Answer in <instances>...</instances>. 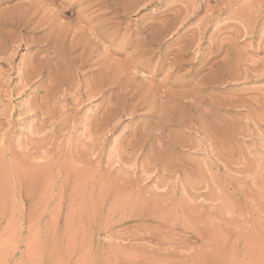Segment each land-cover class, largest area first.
<instances>
[{
  "label": "rangeland",
  "instance_id": "1",
  "mask_svg": "<svg viewBox=\"0 0 264 264\" xmlns=\"http://www.w3.org/2000/svg\"><path fill=\"white\" fill-rule=\"evenodd\" d=\"M0 264H264V0H0Z\"/></svg>",
  "mask_w": 264,
  "mask_h": 264
}]
</instances>
